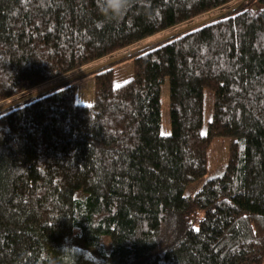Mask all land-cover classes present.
I'll list each match as a JSON object with an SVG mask.
<instances>
[{
	"label": "trees",
	"instance_id": "16d2710c",
	"mask_svg": "<svg viewBox=\"0 0 264 264\" xmlns=\"http://www.w3.org/2000/svg\"><path fill=\"white\" fill-rule=\"evenodd\" d=\"M223 7L0 109V264H264V0H133L118 20L98 0H0V103ZM218 136L228 161L200 184Z\"/></svg>",
	"mask_w": 264,
	"mask_h": 264
},
{
	"label": "rangeland",
	"instance_id": "374dc122",
	"mask_svg": "<svg viewBox=\"0 0 264 264\" xmlns=\"http://www.w3.org/2000/svg\"><path fill=\"white\" fill-rule=\"evenodd\" d=\"M225 9L219 8L210 12H207L201 16H198L190 21H187L186 23H182V25L171 27L162 33L154 34L147 39L135 43L125 49H123L121 52L108 56L103 60H98L93 62L92 64H89L87 66L82 67L81 69H78L76 71H73L69 74L62 75L58 78H55L53 80H50L40 86L37 87H29L27 84H24L22 87H20V90L10 99H6L5 101L0 103V109L3 107H7L11 104H14L15 102L22 100L27 93H34V92H42L46 90L47 88L62 82L66 79L74 78L76 76H80L84 73H87L89 70L96 68L97 66H100L103 63H106L109 60L114 59L117 55L122 54L126 55L130 52H133L137 49L143 48L145 46L151 45L155 42H158L169 35L173 34L177 30L192 26L198 22H201L205 19L212 18L218 14H220L221 10ZM133 73V62L128 61L124 64L118 66L115 68L114 71V84L120 85L127 80H129ZM204 114H203V126H202V132L206 133L207 127L209 124V121L212 119L213 115V107H214V98L215 93L214 90L210 87H206L204 89ZM75 98L78 103H86V104H92L95 101V81L93 78L85 77L82 78V80H79L75 85ZM160 100H161V122H160V132L162 134H169L172 132L171 128V121H170V86H169V80L168 78H165V80L161 83V89H160ZM231 138L228 136H218L213 139L211 142L209 148H208V158H207V168L208 173L204 176V178L200 181L203 182L205 179L216 175L221 174L226 162L229 158V144H230ZM199 184V185H200ZM199 187V186H198ZM196 187L192 188L190 192H194Z\"/></svg>",
	"mask_w": 264,
	"mask_h": 264
},
{
	"label": "clouds",
	"instance_id": "9594fccd",
	"mask_svg": "<svg viewBox=\"0 0 264 264\" xmlns=\"http://www.w3.org/2000/svg\"><path fill=\"white\" fill-rule=\"evenodd\" d=\"M132 5L133 0H98V11L106 18L118 20L127 13ZM0 72L5 74L11 73L10 71H6L2 66H0Z\"/></svg>",
	"mask_w": 264,
	"mask_h": 264
}]
</instances>
